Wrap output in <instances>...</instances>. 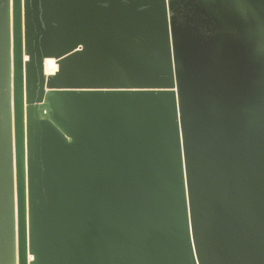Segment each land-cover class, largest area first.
<instances>
[{
  "label": "water",
  "instance_id": "1",
  "mask_svg": "<svg viewBox=\"0 0 264 264\" xmlns=\"http://www.w3.org/2000/svg\"><path fill=\"white\" fill-rule=\"evenodd\" d=\"M0 264H264V0H0Z\"/></svg>",
  "mask_w": 264,
  "mask_h": 264
},
{
  "label": "bare ground",
  "instance_id": "2",
  "mask_svg": "<svg viewBox=\"0 0 264 264\" xmlns=\"http://www.w3.org/2000/svg\"><path fill=\"white\" fill-rule=\"evenodd\" d=\"M57 69V65H55L53 60H49L46 64V72L47 73H54Z\"/></svg>",
  "mask_w": 264,
  "mask_h": 264
},
{
  "label": "flooded vegetation",
  "instance_id": "3",
  "mask_svg": "<svg viewBox=\"0 0 264 264\" xmlns=\"http://www.w3.org/2000/svg\"><path fill=\"white\" fill-rule=\"evenodd\" d=\"M49 60H53L54 63H55V65H57L56 62H55V59H53V58H48V59L46 60V64H47V62H48ZM45 69H46V68H45ZM56 70H57V69H56ZM46 73H47V72H46Z\"/></svg>",
  "mask_w": 264,
  "mask_h": 264
}]
</instances>
